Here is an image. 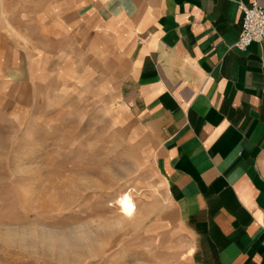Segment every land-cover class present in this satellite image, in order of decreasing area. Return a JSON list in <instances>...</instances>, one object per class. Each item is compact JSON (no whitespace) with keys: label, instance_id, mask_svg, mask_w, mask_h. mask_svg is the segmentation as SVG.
Segmentation results:
<instances>
[{"label":"crops","instance_id":"obj_1","mask_svg":"<svg viewBox=\"0 0 264 264\" xmlns=\"http://www.w3.org/2000/svg\"><path fill=\"white\" fill-rule=\"evenodd\" d=\"M254 1L264 6L34 0L15 11L0 0L1 83L26 37L49 52L60 37L99 72L116 69L112 101L158 144L156 169L193 264H264V40L234 46L239 6Z\"/></svg>","mask_w":264,"mask_h":264},{"label":"rangeland","instance_id":"obj_2","mask_svg":"<svg viewBox=\"0 0 264 264\" xmlns=\"http://www.w3.org/2000/svg\"><path fill=\"white\" fill-rule=\"evenodd\" d=\"M22 40L0 78V264H193L158 144L112 101L116 69Z\"/></svg>","mask_w":264,"mask_h":264},{"label":"built area","instance_id":"obj_3","mask_svg":"<svg viewBox=\"0 0 264 264\" xmlns=\"http://www.w3.org/2000/svg\"><path fill=\"white\" fill-rule=\"evenodd\" d=\"M242 13L241 31L235 48L245 51L253 43H261L264 40V6L258 1L250 5L240 4Z\"/></svg>","mask_w":264,"mask_h":264},{"label":"bare ground","instance_id":"obj_4","mask_svg":"<svg viewBox=\"0 0 264 264\" xmlns=\"http://www.w3.org/2000/svg\"><path fill=\"white\" fill-rule=\"evenodd\" d=\"M124 205H125L126 209H131L133 207L134 203L129 199H125Z\"/></svg>","mask_w":264,"mask_h":264}]
</instances>
